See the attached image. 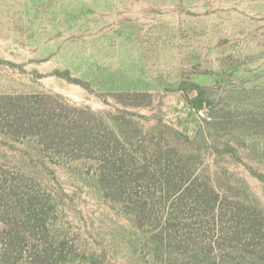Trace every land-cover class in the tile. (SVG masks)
<instances>
[{"label":"rangeland","instance_id":"obj_1","mask_svg":"<svg viewBox=\"0 0 264 264\" xmlns=\"http://www.w3.org/2000/svg\"><path fill=\"white\" fill-rule=\"evenodd\" d=\"M13 105L45 123L22 130ZM82 124L127 140L109 142L125 173L39 133ZM156 148L163 164L171 148L188 157L227 216L264 213V0H0V264H189L133 222L172 200L147 212L112 197L139 179L133 160L158 177ZM230 248L198 259L251 260Z\"/></svg>","mask_w":264,"mask_h":264},{"label":"trees","instance_id":"obj_2","mask_svg":"<svg viewBox=\"0 0 264 264\" xmlns=\"http://www.w3.org/2000/svg\"><path fill=\"white\" fill-rule=\"evenodd\" d=\"M15 121L18 120L20 128L27 130L29 127H39L45 123L44 114H31V108H16L13 105ZM37 111V110H36ZM54 125H59L57 122ZM212 127H219L220 123H210ZM12 125H10L11 127ZM73 128H63L55 126L52 130L44 128L39 130L40 135L56 138L59 141H71L79 144L76 148L78 155L83 153L92 154L93 151H100L103 156L101 161L106 168L109 164L116 167L119 172H124L123 159L115 158L116 162H111L109 151L110 141L116 147L123 148L127 143L120 136L112 134L109 136L94 137L92 130L84 124ZM108 137V138H107ZM81 146H86L81 148ZM178 150L171 148L166 151V158H171L170 164H163L160 148H156L152 152L155 156L156 168H158V177L156 174L149 172L152 167L147 164L134 163L132 168L139 174V179L131 180V183H125L129 186H115L112 190V197L123 194V197L117 198L118 201L126 204V207L148 211V207L159 201L174 202L175 209L168 211L166 216L159 218L157 214L149 212V215L138 216L134 222L137 228L145 225L152 227L150 231L151 240L161 245L165 243V247L180 252V255L188 253L192 261L189 264H206L203 260L198 259L200 251H209L211 254L215 245H233V249L237 253H246L251 260L245 264H264V213L257 211L253 207L244 206L237 203L236 208L230 216L221 211L220 198L218 194L205 186H198L197 179H193L188 164L189 158L182 156ZM146 159L145 157L143 160ZM173 159V160H172ZM123 169V170H122ZM122 178V177H120ZM123 183V181L121 182ZM156 187H165L166 195L164 197H156L154 193H149L148 197L140 196V189L154 190ZM130 188L132 191L128 190ZM134 191V192H133ZM191 200L192 208L186 209L187 201ZM149 208V209H150ZM184 209H186L184 211ZM150 219L149 221H146ZM146 221V222H145ZM209 234V235H208ZM208 238V239H206ZM204 239L206 240L204 242ZM185 253H183V252ZM212 251V252H211ZM183 259V258H182ZM190 260V259H189ZM188 261V259L184 260ZM209 264H216L217 261H208ZM39 264H55L52 261H45ZM240 264V263H238Z\"/></svg>","mask_w":264,"mask_h":264}]
</instances>
